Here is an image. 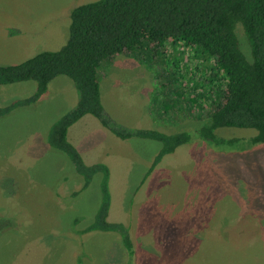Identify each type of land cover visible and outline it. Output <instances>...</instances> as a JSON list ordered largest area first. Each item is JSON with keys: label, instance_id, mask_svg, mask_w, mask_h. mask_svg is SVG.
<instances>
[{"label": "rangeland", "instance_id": "374dc122", "mask_svg": "<svg viewBox=\"0 0 264 264\" xmlns=\"http://www.w3.org/2000/svg\"><path fill=\"white\" fill-rule=\"evenodd\" d=\"M94 1L0 0V65L60 50L74 9ZM239 35L243 40L242 30ZM182 46L158 52V59L143 47L104 61L100 69L104 109L113 120L191 134L145 182L160 141L120 139L93 115L68 132L86 164L110 168L108 220L127 227L133 256L117 232L86 231L100 204L102 175L83 190V176L48 144L53 124L79 100L74 82L59 76L39 101L0 117V264H264V143H249L257 134L250 128L218 129V136L237 140L225 148L198 137L203 119L193 115L200 110L191 112L185 102L179 112L174 104L194 103V88L183 84L174 95L158 84L154 68L162 61L179 73L180 62L182 68L197 52ZM244 48L251 59L248 44ZM169 68L161 79L172 77ZM189 73L188 79L201 78ZM36 89L35 81L0 85V107Z\"/></svg>", "mask_w": 264, "mask_h": 264}, {"label": "trees", "instance_id": "16d2710c", "mask_svg": "<svg viewBox=\"0 0 264 264\" xmlns=\"http://www.w3.org/2000/svg\"><path fill=\"white\" fill-rule=\"evenodd\" d=\"M71 16L70 36L60 50L43 51L20 64L0 65V85L21 81L37 84L30 97L0 107V117L39 101L59 76L74 82L79 100L53 124L48 144L64 153L83 176V190L89 188L97 175H102L100 204L86 231L117 232L133 256L127 227L108 220L112 200L110 168L105 163L86 164L68 138L69 129L84 116L93 115L120 139L160 141L162 148L143 182L166 155L189 143L192 137L187 131L168 134L129 128L113 120L102 101L100 69L105 65L102 63L123 54L133 56L143 47L150 59H158V52L164 53L163 50L180 44L188 52L196 49L191 59H184L182 68L180 62L179 73L162 61L155 63L158 84L168 85L174 95L183 84L194 88V95H190L194 103L183 99L181 105L174 104L179 105V112L185 111L182 104L185 102L191 112L200 110L193 118L203 119L197 130L201 140L225 148L237 140L222 138L217 130L236 127L257 131L249 140L251 145L264 143V0H97L78 6ZM239 30L243 31V40ZM244 43L250 48L251 59L243 50ZM169 67L174 68L172 77L161 79L163 73L171 70ZM188 70L201 78L193 75L194 80L188 79Z\"/></svg>", "mask_w": 264, "mask_h": 264}]
</instances>
